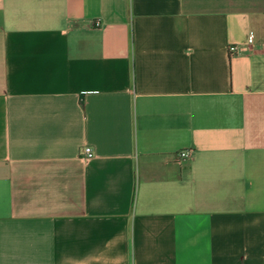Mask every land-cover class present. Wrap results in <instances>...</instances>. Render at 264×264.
Instances as JSON below:
<instances>
[{"label": "crops", "instance_id": "1", "mask_svg": "<svg viewBox=\"0 0 264 264\" xmlns=\"http://www.w3.org/2000/svg\"><path fill=\"white\" fill-rule=\"evenodd\" d=\"M0 264H264V0H0Z\"/></svg>", "mask_w": 264, "mask_h": 264}, {"label": "built area", "instance_id": "2", "mask_svg": "<svg viewBox=\"0 0 264 264\" xmlns=\"http://www.w3.org/2000/svg\"><path fill=\"white\" fill-rule=\"evenodd\" d=\"M100 24L99 23H96L95 26H99ZM230 51L233 53V52H236L237 51V48H231ZM84 155L86 157V159H92L94 156H95V153L93 151V149L91 147H86L84 148ZM191 155V153L189 151H184V152H181L180 154V158L181 159H186V158H189Z\"/></svg>", "mask_w": 264, "mask_h": 264}]
</instances>
